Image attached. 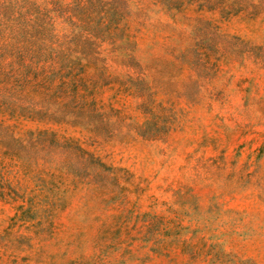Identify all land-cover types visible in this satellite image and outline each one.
<instances>
[{
    "label": "rangeland",
    "instance_id": "rangeland-1",
    "mask_svg": "<svg viewBox=\"0 0 264 264\" xmlns=\"http://www.w3.org/2000/svg\"><path fill=\"white\" fill-rule=\"evenodd\" d=\"M0 264H264V0H0Z\"/></svg>",
    "mask_w": 264,
    "mask_h": 264
}]
</instances>
